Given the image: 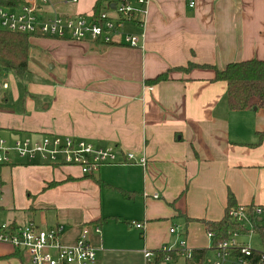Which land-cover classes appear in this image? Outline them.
Instances as JSON below:
<instances>
[{
  "label": "crops",
  "instance_id": "1",
  "mask_svg": "<svg viewBox=\"0 0 264 264\" xmlns=\"http://www.w3.org/2000/svg\"><path fill=\"white\" fill-rule=\"evenodd\" d=\"M97 1L38 0L40 19L89 17ZM146 12L144 26L123 28L142 36L138 48L31 37L52 41V69L59 66V73L52 74V84L29 87L20 110L14 91L0 98V130L9 139L71 136L117 150V164L91 175L16 156L0 167V217L16 226L60 227L67 245L88 226L96 264H106L103 255L114 250L102 233L113 231L109 222L123 225L116 228L123 239L139 232L143 248L129 253L179 240L204 250L210 245L206 223L224 218L230 195L237 206H264V109L230 110L226 83L200 67L264 61V0H152ZM190 64L189 73L173 71L168 81L148 84ZM127 153L137 160L144 156L146 165L126 162ZM124 192L134 198L125 199ZM133 221L144 230L131 226ZM174 225L184 231L170 234ZM0 245L6 246L8 264H22L16 255L27 256Z\"/></svg>",
  "mask_w": 264,
  "mask_h": 264
},
{
  "label": "built area",
  "instance_id": "2",
  "mask_svg": "<svg viewBox=\"0 0 264 264\" xmlns=\"http://www.w3.org/2000/svg\"><path fill=\"white\" fill-rule=\"evenodd\" d=\"M49 0H42L46 4ZM76 3L78 0H71ZM152 0H113L106 2L97 19L94 14L86 17L61 15L40 19L38 0H23L18 8L0 7V30L27 34L31 37L55 38L71 41H90L104 44H124L140 47L142 36L123 32L126 23L144 26L146 9ZM194 2H190L192 7ZM113 7V8H112ZM114 13L115 16H112ZM7 88V84L3 85ZM118 152L114 147L95 148L90 142L71 136L45 135L39 139L13 137L6 140L0 134V167L12 164L13 156L29 163L50 166H74L84 175L99 171L101 166L117 164ZM126 162L146 165L143 156L137 160L132 153L126 154ZM228 216L240 225L226 239L213 243L215 233L207 231L210 245L203 261L195 256L194 250L179 240L177 247L168 245L158 250H143L145 264H264V206H237L228 210ZM131 226L144 230V225L131 222ZM62 228L40 229L34 223L13 225L0 223V244L15 250H23L30 264H96V248L90 241V228L85 226L73 244H64L60 234ZM184 227L174 225L169 233L180 235ZM100 234V226H94ZM255 236L260 237L261 249L252 247ZM167 253L166 256H160Z\"/></svg>",
  "mask_w": 264,
  "mask_h": 264
},
{
  "label": "trees",
  "instance_id": "3",
  "mask_svg": "<svg viewBox=\"0 0 264 264\" xmlns=\"http://www.w3.org/2000/svg\"><path fill=\"white\" fill-rule=\"evenodd\" d=\"M113 0H98L94 7L95 19L103 12L106 2ZM23 0H0V7L18 8ZM30 39L27 34H20L0 30V81L7 71H12L18 77H23L29 68L30 58ZM194 65L190 64L187 68H173L160 74L155 79L148 81L149 85H157L168 81L170 73L173 71H183L189 73ZM196 67V66H195ZM201 68L212 69L215 72L216 81L225 82L227 85V103L232 111H244L253 107L264 109V61L249 60L228 64L224 69L219 70L215 67L204 65ZM263 137V134L260 135ZM52 186V183L49 185ZM125 199L134 198L132 195L123 193ZM237 207L232 195L229 196V206L224 218L218 222H207L206 231L215 233L213 243L226 239L233 231L240 228V225L232 220L227 212ZM263 247L264 235L261 234ZM167 253H161L164 257ZM206 251L198 250L195 256L203 261Z\"/></svg>",
  "mask_w": 264,
  "mask_h": 264
},
{
  "label": "rangeland",
  "instance_id": "4",
  "mask_svg": "<svg viewBox=\"0 0 264 264\" xmlns=\"http://www.w3.org/2000/svg\"><path fill=\"white\" fill-rule=\"evenodd\" d=\"M30 58H29V68L28 72L23 77H18L15 75L12 71H7L4 73L1 81H0V98L6 93V95H10L12 91H14L19 96V102L17 105V110L22 107V98H24L26 95H29L27 93L29 87L37 85V86H43L46 84H52V74L55 76L57 73H59V66L56 70H53L52 67L54 65V57H55V51L51 40H42L38 41L33 38L30 39ZM4 83H7L9 89L3 91L2 85ZM31 95V94H30ZM37 98L41 101L42 99L47 98V96L44 95H37ZM2 134H4L2 137L6 140H9L10 135L6 131H1ZM8 133V134H7ZM3 177V174H2ZM1 223H5L7 221V218L4 216L0 217ZM108 226H111V230L109 229L105 230L102 229L103 236L107 239H109L111 242L113 241V252L109 255L104 254L103 259L105 258L106 264H144V257L143 254H133L129 253V249L131 248H137L140 247V249L143 248V240H141V237L139 235V232H135L133 236H126V238H122L125 233H120L118 229L116 228H124L123 225H118L119 227H116L112 222L108 223ZM131 227V226H130ZM104 228V225H103ZM135 235L137 237H135ZM173 243V242H172ZM170 243L169 247H177L176 244ZM209 247V246H208ZM207 247V248H208ZM252 247L255 249H261L262 246L260 245V237L255 236L252 240ZM13 248V247H12ZM116 249H119L116 251ZM6 250V246L0 245V264H8V256L9 254H5L6 252H3ZM24 252V251H23ZM22 253V252H21ZM103 254V253H102ZM101 254V256H102ZM18 256V259L22 264H29L28 257L22 253ZM97 256V252H96Z\"/></svg>",
  "mask_w": 264,
  "mask_h": 264
},
{
  "label": "water",
  "instance_id": "5",
  "mask_svg": "<svg viewBox=\"0 0 264 264\" xmlns=\"http://www.w3.org/2000/svg\"><path fill=\"white\" fill-rule=\"evenodd\" d=\"M113 8V7H112ZM257 108H254V110H256ZM18 136H16V138H17Z\"/></svg>",
  "mask_w": 264,
  "mask_h": 264
}]
</instances>
